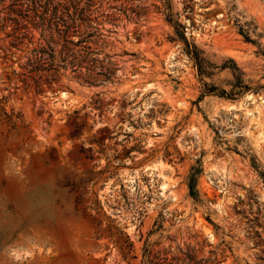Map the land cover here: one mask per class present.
<instances>
[{
    "label": "rangeland",
    "instance_id": "rangeland-1",
    "mask_svg": "<svg viewBox=\"0 0 264 264\" xmlns=\"http://www.w3.org/2000/svg\"><path fill=\"white\" fill-rule=\"evenodd\" d=\"M0 264H264V0H0Z\"/></svg>",
    "mask_w": 264,
    "mask_h": 264
},
{
    "label": "trees",
    "instance_id": "trees-1",
    "mask_svg": "<svg viewBox=\"0 0 264 264\" xmlns=\"http://www.w3.org/2000/svg\"><path fill=\"white\" fill-rule=\"evenodd\" d=\"M62 24H63V22H62ZM64 29H66V27H65ZM245 37H246L248 40H250L249 36L245 35ZM193 47H194V48L191 49V50L193 51V53H194L193 56H194L196 62L199 64V69H201V68L203 67V66H202V57L198 54V51H197L196 48H195V47H196L195 44H193ZM38 51L41 52V53H43V51H47L48 54H51V53H52V47H51L50 45H48L47 48L40 47V48L38 49ZM236 78H237V82H238V84H240V83H239V82H240V79H238V77H236ZM215 89H217L216 86H209V87H206V88L202 91V93L200 94V96H201L202 94L206 93V92L214 91ZM219 92H220V93H226V90H224V89L221 88ZM192 178H193V173H191V174L189 175V177H188V185H189L190 193L195 194V193H196V188H195V183H193V181H192Z\"/></svg>",
    "mask_w": 264,
    "mask_h": 264
},
{
    "label": "bare ground",
    "instance_id": "bare-ground-1",
    "mask_svg": "<svg viewBox=\"0 0 264 264\" xmlns=\"http://www.w3.org/2000/svg\"><path fill=\"white\" fill-rule=\"evenodd\" d=\"M151 170V169H150ZM151 172V171H150ZM152 172H158V171H156V170H153L152 169ZM152 174V173H151ZM158 175H160V176H162V177H165V176H167V175H165L164 173H162V172H158ZM164 180V179H163ZM165 181V180H164ZM163 181V183H162V185H160L161 187H162V190L163 189H165V185H166V183ZM168 182V181H167ZM164 193V192H163Z\"/></svg>",
    "mask_w": 264,
    "mask_h": 264
}]
</instances>
